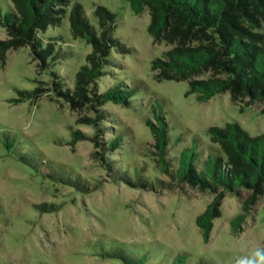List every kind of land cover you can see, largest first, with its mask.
Segmentation results:
<instances>
[{"label":"rangeland","instance_id":"obj_1","mask_svg":"<svg viewBox=\"0 0 264 264\" xmlns=\"http://www.w3.org/2000/svg\"><path fill=\"white\" fill-rule=\"evenodd\" d=\"M74 1L94 25L95 5L115 14L113 35L128 49L113 51L115 77L136 83L141 92L137 97L143 105L138 109L107 105L118 120L116 128L124 129L127 136L123 154L116 158L134 161L137 169L144 167L151 180L160 175L155 137L144 123L151 116L152 103L164 112L172 141L180 136L183 145L196 138L210 146L207 129L227 122L237 123L250 136L264 135V101L236 103L224 91L200 102L195 93L186 94L187 81L155 80L152 60L169 45L149 35L147 10L136 14L126 0ZM9 6V0H0L2 14ZM41 36L61 38L66 58L54 70L72 86L91 46L72 38L67 14L59 26L49 27ZM6 37L0 25V39ZM40 82L49 83L50 72H37L27 47L7 52L4 65L0 63V264H124L108 255L121 248L146 254L153 264H161L167 252L186 253L189 264H264V197L234 233L231 221L241 212V197L226 193L204 241L196 218L212 193L189 185L168 188L156 183L150 190L113 182L91 154L103 153L92 141L94 129L77 121L90 114L87 108L72 111L66 102L47 94L19 101V91L32 90ZM112 82L102 78L100 89ZM73 130L87 139L71 144ZM51 166L63 176L81 177L90 190L58 180Z\"/></svg>","mask_w":264,"mask_h":264},{"label":"trees","instance_id":"obj_2","mask_svg":"<svg viewBox=\"0 0 264 264\" xmlns=\"http://www.w3.org/2000/svg\"><path fill=\"white\" fill-rule=\"evenodd\" d=\"M9 1L8 11L3 14L0 11V25L7 36L0 39V63L4 65L8 51L27 47L37 72H50L49 83L40 82L32 90L19 91V101L47 94L66 102L72 111L87 108L90 114L78 117L77 121L94 129L92 141L103 153L100 156L95 150L91 154L104 165L113 182L150 190L156 183L168 188L189 185L212 193V200L196 218L204 241L208 239L212 220L218 216L221 199L228 192L235 193L241 197V212L231 221L232 231L237 233L252 206L264 197V135L250 136L237 123L227 122L224 127L207 129L210 146L196 138L183 145L180 136L172 141L164 112L152 103L151 116L145 117L144 123L155 137L160 175L149 179L144 167L137 169L134 161L116 158L123 154L127 136L124 129L116 128L118 120L107 105L138 109L143 103L137 97L140 91L136 83L128 84L115 77L113 51H128L113 35L115 14L95 5L94 25L78 1ZM126 1L136 14L148 11L149 35L154 41L169 45L161 57L152 60L156 81H187L186 94L195 93L200 102L224 91L236 103L245 99V105L264 101V0ZM66 14L72 38L83 39L91 46L85 62L75 71L72 86L54 70L66 58L61 38L41 36L49 27L59 26ZM104 77L113 82L101 90L100 81ZM71 134V144L88 137L79 130ZM3 143L12 145L5 140ZM179 144L181 147L174 154ZM49 170L58 175V180L76 189L90 190L79 176H63L52 166ZM108 255L120 258L124 264H153L146 254L138 255L137 251L129 253L121 248ZM187 256L184 252L172 255L167 252L161 264H189ZM261 258L264 259V248Z\"/></svg>","mask_w":264,"mask_h":264}]
</instances>
